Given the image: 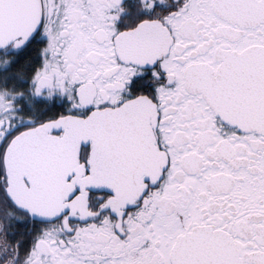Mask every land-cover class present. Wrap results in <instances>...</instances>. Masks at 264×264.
I'll return each instance as SVG.
<instances>
[{
  "label": "snow or ice",
  "instance_id": "1",
  "mask_svg": "<svg viewBox=\"0 0 264 264\" xmlns=\"http://www.w3.org/2000/svg\"><path fill=\"white\" fill-rule=\"evenodd\" d=\"M0 264H264V0H0Z\"/></svg>",
  "mask_w": 264,
  "mask_h": 264
}]
</instances>
